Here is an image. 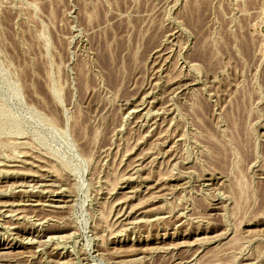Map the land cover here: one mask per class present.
<instances>
[{
  "label": "rangeland",
  "instance_id": "obj_1",
  "mask_svg": "<svg viewBox=\"0 0 264 264\" xmlns=\"http://www.w3.org/2000/svg\"><path fill=\"white\" fill-rule=\"evenodd\" d=\"M0 264H264V0H0Z\"/></svg>",
  "mask_w": 264,
  "mask_h": 264
},
{
  "label": "bare ground",
  "instance_id": "obj_2",
  "mask_svg": "<svg viewBox=\"0 0 264 264\" xmlns=\"http://www.w3.org/2000/svg\"><path fill=\"white\" fill-rule=\"evenodd\" d=\"M110 56L112 57V54H110ZM111 57H110V58H111ZM112 58H113V57H112ZM112 58H111V60H112ZM32 197H33V196H32Z\"/></svg>",
  "mask_w": 264,
  "mask_h": 264
}]
</instances>
